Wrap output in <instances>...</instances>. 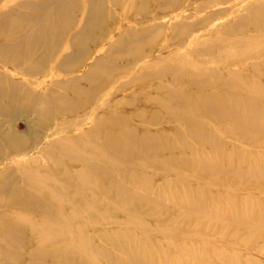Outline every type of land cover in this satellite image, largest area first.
<instances>
[{
  "label": "bare ground",
  "instance_id": "6f19581e",
  "mask_svg": "<svg viewBox=\"0 0 264 264\" xmlns=\"http://www.w3.org/2000/svg\"><path fill=\"white\" fill-rule=\"evenodd\" d=\"M0 264H264V0H0Z\"/></svg>",
  "mask_w": 264,
  "mask_h": 264
},
{
  "label": "rangeland",
  "instance_id": "374dc122",
  "mask_svg": "<svg viewBox=\"0 0 264 264\" xmlns=\"http://www.w3.org/2000/svg\"><path fill=\"white\" fill-rule=\"evenodd\" d=\"M253 95H255V96H257V97H261V96H259L258 94H256V93H253ZM209 123H211V122H209ZM16 126L19 128V129H24V124H23V122H22V120H18V122H17V124H16ZM36 143H38V142H36ZM35 143V144H36ZM34 144V145H35ZM18 159H20V158H18ZM15 177H16V175H15ZM98 211H99V209L98 210H95L94 212H93V214H95V215H97L98 214ZM102 212V211H101ZM113 218H114V220H116V219H121V216H118V215H114L113 216ZM87 219V218H86ZM83 220L84 221V223H86V224H88L87 223V220ZM147 224L148 225H152V222L151 221H148L147 220ZM99 226H112V225H109V224H103V225H99ZM246 231H248V229L247 228H241V233L242 232H246ZM262 234V233H261ZM258 236L256 237H254V239H256L257 241H259V240H261V238L263 237V236H260V234H257ZM256 241V242H257ZM246 245H248V247H246V248H248V250H252L255 254H257V255H261L262 254V248H259V249H257L255 246H250L249 244H243V245H241V246H239L238 245V247H240L242 250H246L245 249V246ZM20 250H22L23 249V247H20L19 248ZM238 249V248H237Z\"/></svg>",
  "mask_w": 264,
  "mask_h": 264
}]
</instances>
